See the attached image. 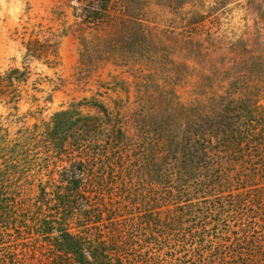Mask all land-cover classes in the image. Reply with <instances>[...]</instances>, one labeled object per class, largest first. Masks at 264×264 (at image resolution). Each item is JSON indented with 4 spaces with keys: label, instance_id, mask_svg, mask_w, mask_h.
I'll list each match as a JSON object with an SVG mask.
<instances>
[{
    "label": "trees",
    "instance_id": "obj_1",
    "mask_svg": "<svg viewBox=\"0 0 264 264\" xmlns=\"http://www.w3.org/2000/svg\"><path fill=\"white\" fill-rule=\"evenodd\" d=\"M76 1L70 27L103 58L131 27L147 38L138 15L156 7L187 28L181 69L214 39L192 38L217 13L203 0ZM34 26L25 60L57 66L69 27ZM231 49L186 100L174 86L131 114L85 97L16 131L0 115V264H264V42ZM28 62L0 74L11 108L38 100Z\"/></svg>",
    "mask_w": 264,
    "mask_h": 264
},
{
    "label": "rangeland",
    "instance_id": "obj_2",
    "mask_svg": "<svg viewBox=\"0 0 264 264\" xmlns=\"http://www.w3.org/2000/svg\"><path fill=\"white\" fill-rule=\"evenodd\" d=\"M203 1L208 8L217 6V13L200 25L192 38L214 39L204 48V61L200 65L190 62L185 71L179 66L183 60L174 53L178 41L182 44L190 37L169 8L142 10L138 17L143 20L147 38L131 27L118 35L116 53L105 52L103 58L93 44L84 50L80 39L83 32L77 25L70 27L75 22L71 5H78V1L0 0V74L11 67L23 68L28 62L23 42L34 33L35 24L42 23L54 31L69 27L61 40L57 66L34 59L27 63L31 70L27 88L38 100L32 103L24 98L19 109L0 102L2 120L16 131L42 123L85 97H97L111 108L118 105L124 112L139 113L154 105V97L168 95L174 86L186 100L201 75H220V69L229 71L241 59L232 51V41L243 36L251 44L257 43V37L264 42V0H225V6L224 0ZM83 109L96 112L88 106Z\"/></svg>",
    "mask_w": 264,
    "mask_h": 264
}]
</instances>
